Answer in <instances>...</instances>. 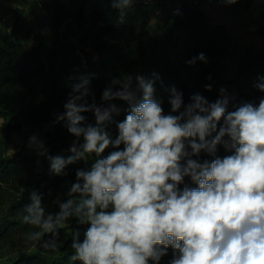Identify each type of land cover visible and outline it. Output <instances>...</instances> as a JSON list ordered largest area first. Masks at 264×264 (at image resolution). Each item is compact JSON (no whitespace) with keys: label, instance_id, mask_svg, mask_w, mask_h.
Masks as SVG:
<instances>
[{"label":"trees","instance_id":"16d2710c","mask_svg":"<svg viewBox=\"0 0 264 264\" xmlns=\"http://www.w3.org/2000/svg\"><path fill=\"white\" fill-rule=\"evenodd\" d=\"M20 1L48 61L26 52L30 29L12 38L29 17L16 8L12 30L0 27V115L45 142L0 152V264H264V51L221 77L219 58L240 44L205 11L213 0H95L72 30L57 0ZM71 33L105 54L69 60ZM135 165L177 198L139 194Z\"/></svg>","mask_w":264,"mask_h":264},{"label":"rangeland","instance_id":"374dc122","mask_svg":"<svg viewBox=\"0 0 264 264\" xmlns=\"http://www.w3.org/2000/svg\"><path fill=\"white\" fill-rule=\"evenodd\" d=\"M11 2L10 5L2 6L0 5V13L2 14V20L0 22V27L4 32L9 33L13 28V22L16 18L15 10L20 8V15H24L25 12L29 13L28 20L26 23L22 24L17 34H12L14 40L18 39L19 36L23 35L27 29H30V36L28 41L25 42L26 52L34 51V54H39L43 56L47 62V56L44 54L45 49L50 46L48 42H43V35L41 32H37V29L33 25V15L31 13V7L29 4H23L20 0H8ZM129 1V0H128ZM155 2L156 0H152ZM174 0H159V4L165 2V4H171ZM80 2V3H79ZM95 3V0H57L53 5L63 4L68 11V18L66 22L70 24L65 25L64 29L76 28L80 25V21L76 16V12L79 4H83L85 9V14L88 16L91 6ZM218 0H213L211 2L207 1L204 6L205 11L212 17V22H224L230 26L231 32L233 35V44H240L239 47H234L230 53L224 57L219 58L221 65L223 66L221 77L229 78L233 76L238 68V66L245 62L248 59V56L251 55L252 50L264 51V36H260L259 29L260 24H264L263 18H258L257 14L261 8V5L264 3V0H243L239 3L237 7H229L227 9L223 8ZM40 5V14L47 12L41 4ZM222 8H221V7ZM156 10L153 11L151 20L149 24L146 25L148 28V36L146 40L148 41L153 35L152 29L155 24L159 21L158 14L164 12V8L159 5L154 7ZM163 8V9H162ZM18 10V9H17ZM69 32H71L69 30ZM264 32V31H263ZM72 35V46L67 49L69 52V60L77 58H86L89 62H94L99 57L101 58L105 53L99 55L95 49L91 46L86 48V51H83L85 46L80 42L81 34L73 36ZM44 43V45H43ZM244 44V45H243ZM47 45V46H46ZM248 45L251 47L250 51L245 49V46ZM106 52V50H104ZM32 54V52H31ZM31 56L23 57L24 60H29ZM58 65H56L57 67ZM46 72L51 70L49 62L46 66ZM221 84V83H220ZM219 91L222 92L221 86ZM231 108L230 105H228ZM6 118L0 115V152L5 150L7 155L13 157H20L24 154L32 155L39 151L45 142V136L42 129L33 128L32 124L23 120V129L17 133H9L6 131ZM134 174L136 177L142 176V183L139 186V194H143L149 200H158L161 203H168L169 200L177 198L170 189L164 188L163 180L159 177L153 175L149 169L142 168L141 166H134ZM144 176V177H143ZM170 188V187H169ZM129 206L136 211H139L141 208V203L134 198L130 197ZM127 209L126 204H121L119 207L115 208L119 213H122ZM107 214L113 213L111 211H106ZM150 226V223L147 224ZM12 253V251L10 252Z\"/></svg>","mask_w":264,"mask_h":264}]
</instances>
